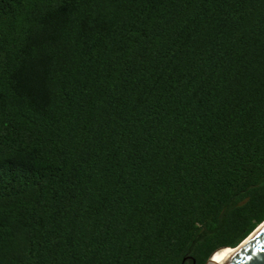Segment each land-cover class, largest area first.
<instances>
[{
	"label": "trees",
	"instance_id": "16d2710c",
	"mask_svg": "<svg viewBox=\"0 0 264 264\" xmlns=\"http://www.w3.org/2000/svg\"><path fill=\"white\" fill-rule=\"evenodd\" d=\"M264 222V0H0V264H207Z\"/></svg>",
	"mask_w": 264,
	"mask_h": 264
},
{
	"label": "water",
	"instance_id": "95a60500",
	"mask_svg": "<svg viewBox=\"0 0 264 264\" xmlns=\"http://www.w3.org/2000/svg\"><path fill=\"white\" fill-rule=\"evenodd\" d=\"M245 241L247 242L245 243ZM245 241L237 248L232 249L240 252L229 264H264V251H260L257 254V249L264 250V230H261L252 240L246 239ZM220 250L231 249L224 248ZM220 250H217L211 255L207 264H210L214 255Z\"/></svg>",
	"mask_w": 264,
	"mask_h": 264
},
{
	"label": "clouds",
	"instance_id": "9594fccd",
	"mask_svg": "<svg viewBox=\"0 0 264 264\" xmlns=\"http://www.w3.org/2000/svg\"><path fill=\"white\" fill-rule=\"evenodd\" d=\"M261 230H264V222L261 223L260 227L256 228L255 231H253L248 237L247 240H252ZM247 241H245L246 243ZM260 251H264L261 249H257V254H259ZM231 251L225 250L217 253L213 258L216 261V264H225V262L228 260L229 256L231 255Z\"/></svg>",
	"mask_w": 264,
	"mask_h": 264
},
{
	"label": "bare ground",
	"instance_id": "6f19581e",
	"mask_svg": "<svg viewBox=\"0 0 264 264\" xmlns=\"http://www.w3.org/2000/svg\"><path fill=\"white\" fill-rule=\"evenodd\" d=\"M221 251H225V250H220V251H218L217 253H219V252H221ZM229 251H231V255L229 256V258H228V260L225 262V264H229L238 254H239V252L240 251H238V250H229ZM216 253V254H217ZM215 254V255H216ZM214 255V256H215ZM210 264H216V261L214 260V258L211 260V262H210Z\"/></svg>",
	"mask_w": 264,
	"mask_h": 264
}]
</instances>
